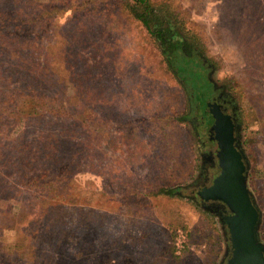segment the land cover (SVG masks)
I'll use <instances>...</instances> for the list:
<instances>
[{"label":"rangeland","instance_id":"1","mask_svg":"<svg viewBox=\"0 0 264 264\" xmlns=\"http://www.w3.org/2000/svg\"><path fill=\"white\" fill-rule=\"evenodd\" d=\"M152 2L238 106L264 241V0ZM124 4L0 0L35 18L0 19V264H216L225 247L184 189L216 93L190 97Z\"/></svg>","mask_w":264,"mask_h":264},{"label":"water","instance_id":"2","mask_svg":"<svg viewBox=\"0 0 264 264\" xmlns=\"http://www.w3.org/2000/svg\"><path fill=\"white\" fill-rule=\"evenodd\" d=\"M208 110L210 107L204 109L200 123L215 140L217 168L209 185L197 189L195 197L222 202L228 209L220 218L227 236L216 264H264L262 212L249 186L246 155L238 145L240 138L230 116L213 112L209 115Z\"/></svg>","mask_w":264,"mask_h":264},{"label":"trees","instance_id":"3","mask_svg":"<svg viewBox=\"0 0 264 264\" xmlns=\"http://www.w3.org/2000/svg\"><path fill=\"white\" fill-rule=\"evenodd\" d=\"M124 5L130 8L129 12L132 14V16L144 26V28L154 38L156 42H159L161 52L166 59L168 68H171L173 71H175L177 76L181 78L182 81H184L185 86H188V88L190 89L189 96L193 99L196 97H200L202 93H204V90L206 88H203L202 84L197 83L200 80H204L203 77H198L196 72H190L191 69H189V64L191 65V63H193V61L195 60L194 57H197V55L202 56L203 53L198 52V49L195 47V44L191 42V40L190 42L185 40L183 32L179 29L177 30L173 22H171L169 18L165 19L162 15L157 12L152 0H125ZM3 13L4 12H1V18L9 21L11 18H9L8 15H12L14 17L12 18L13 20L20 21V23H24L25 21L28 26H30V23L35 20V18L19 20V18H17L15 15V11L10 12L6 10L5 13H8L7 15ZM44 13L42 15H44ZM199 85H201V88L199 90L200 93H198L197 90V86ZM55 164H53V166ZM47 169L51 171L49 169V166H47ZM52 170L54 172L57 171L58 173L61 168L59 167L57 170V165H55L54 167H52ZM65 171L66 173L69 171L68 166L65 167ZM63 172L64 171H62L60 174H63ZM41 173H38V177L36 176V178L32 179V181L38 182L40 178H46ZM251 180L256 193H259L260 189L257 188L258 186L255 177H251ZM50 181L51 180H49L48 182ZM45 182L43 181V186L45 185ZM176 189L177 188H171L168 191L172 194H175L177 193Z\"/></svg>","mask_w":264,"mask_h":264},{"label":"flooded vegetation","instance_id":"4","mask_svg":"<svg viewBox=\"0 0 264 264\" xmlns=\"http://www.w3.org/2000/svg\"><path fill=\"white\" fill-rule=\"evenodd\" d=\"M195 52V51H194ZM195 60L191 65L189 64V69L191 73H195L198 75V77H203L204 82L202 84L203 88L207 89V86L212 87V89L216 93V97L211 99L210 101H205V108L210 107L209 115L213 113H219V114H227L230 116L231 122L235 126V134L238 138L239 135V128H241L240 124V119H239V110L237 104H235L230 95H228L225 90L223 85L217 84V83H212L211 79V74L210 72L212 71L211 64H207V60L203 56L197 55V57H194ZM201 74V75H200ZM210 74V76H209ZM187 83V82H186ZM207 91V90H206ZM210 95V94H209ZM206 99V98H205ZM204 112V111H203ZM213 115V114H212ZM201 150H200V156H201V161L198 163V166H196V170L194 173V180H191L189 184L184 188V189H189L194 195L191 196L190 194L187 196L191 198L192 200L195 199V194L196 190L203 188L205 186H208L211 179L213 178L216 168H217V162H216V157L214 153V148L213 144L215 143V140L212 137V133L208 131L206 137L201 140L200 142ZM240 142H238V145ZM247 167H248V162L245 161ZM178 195H182L181 193V187H176ZM184 196V195H183ZM201 205H204L205 208L207 207L208 210L213 211L219 218H221L224 214L228 212L227 207L219 201H213V200H208V201H201Z\"/></svg>","mask_w":264,"mask_h":264}]
</instances>
